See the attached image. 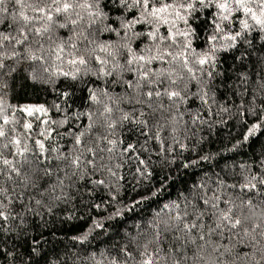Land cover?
Returning a JSON list of instances; mask_svg holds the SVG:
<instances>
[{"label":"snow or ice","instance_id":"obj_1","mask_svg":"<svg viewBox=\"0 0 264 264\" xmlns=\"http://www.w3.org/2000/svg\"><path fill=\"white\" fill-rule=\"evenodd\" d=\"M17 71L52 101L12 104ZM222 114L247 129L237 145L264 130V0H0V264L23 260L25 241L38 254L34 217L151 199L116 207L124 167L151 178L153 156L175 164ZM133 229L48 264H264V153L205 173Z\"/></svg>","mask_w":264,"mask_h":264},{"label":"trees","instance_id":"obj_2","mask_svg":"<svg viewBox=\"0 0 264 264\" xmlns=\"http://www.w3.org/2000/svg\"><path fill=\"white\" fill-rule=\"evenodd\" d=\"M230 59L229 57V62ZM8 99L15 105L43 104L50 103L53 96L48 94L45 88L28 79L27 73L17 71L13 74ZM79 104L80 101L77 100V106ZM223 119L226 123L215 124L211 132L207 129L202 131L200 135L205 137L203 143H190L189 148L193 150L181 153L175 164L162 165L153 156V163L149 164V169L152 171L149 179L141 180L139 183L132 179L134 172L132 161L124 167L122 171L127 183L118 186L120 203L116 207L130 206L141 197L156 193L151 199L137 204L134 209L126 210L120 216H112L115 208L108 206L106 209H93L91 212L87 208H77L70 220L64 218V212H57L55 216H46L45 221L34 217L28 232L31 238L40 241L37 246L38 254L29 253L28 242L25 241L18 247L17 254L27 253V255H24L23 260L17 261L16 264H24L29 255L32 256V264H48L49 260L55 261L56 258L61 257L69 247L85 253L98 252L118 245L124 242L127 233L134 230L133 226L137 222L148 219L155 210L175 199L179 192L186 190L205 173L210 175L213 171H219L225 164L251 162L255 156L264 153V130L259 131L249 141L237 145V141H242V134L247 129L241 125L239 117L223 115ZM253 122V119L249 117L248 124ZM127 140L134 142L132 137ZM201 156H209V159L200 160L198 164L188 168L180 163L181 159L189 163L192 160H199ZM164 177L166 179L163 182V190L157 191L161 189V179ZM96 202H100L99 197ZM94 219L101 222L102 227L92 229ZM85 233H88V239L82 244L72 239Z\"/></svg>","mask_w":264,"mask_h":264}]
</instances>
